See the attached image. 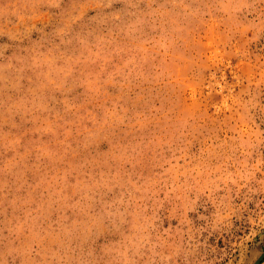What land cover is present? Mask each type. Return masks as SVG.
I'll return each instance as SVG.
<instances>
[{"label": "rangeland", "instance_id": "374dc122", "mask_svg": "<svg viewBox=\"0 0 264 264\" xmlns=\"http://www.w3.org/2000/svg\"><path fill=\"white\" fill-rule=\"evenodd\" d=\"M0 264H264V0H0Z\"/></svg>", "mask_w": 264, "mask_h": 264}]
</instances>
